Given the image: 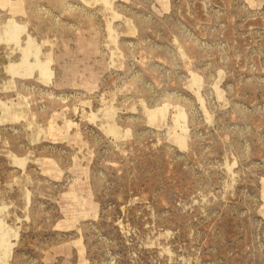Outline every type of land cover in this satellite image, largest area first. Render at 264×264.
<instances>
[{
    "label": "rangeland",
    "instance_id": "1",
    "mask_svg": "<svg viewBox=\"0 0 264 264\" xmlns=\"http://www.w3.org/2000/svg\"><path fill=\"white\" fill-rule=\"evenodd\" d=\"M0 264H264V0H0Z\"/></svg>",
    "mask_w": 264,
    "mask_h": 264
}]
</instances>
